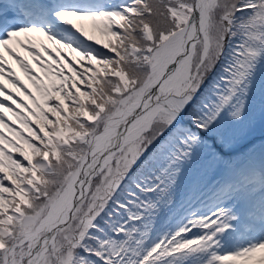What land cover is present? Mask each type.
I'll use <instances>...</instances> for the list:
<instances>
[{
  "label": "snow or ice",
  "instance_id": "obj_1",
  "mask_svg": "<svg viewBox=\"0 0 264 264\" xmlns=\"http://www.w3.org/2000/svg\"><path fill=\"white\" fill-rule=\"evenodd\" d=\"M0 264H264V0H0Z\"/></svg>",
  "mask_w": 264,
  "mask_h": 264
},
{
  "label": "bare ground",
  "instance_id": "obj_2",
  "mask_svg": "<svg viewBox=\"0 0 264 264\" xmlns=\"http://www.w3.org/2000/svg\"><path fill=\"white\" fill-rule=\"evenodd\" d=\"M9 59H10V58H9ZM29 59H30V58H29ZM10 62H11V64H12V67H13V68H16V69L18 70V75H19V76H24V77H25L24 73L20 70L19 66H18L14 61H11V59H10ZM34 66H35V65H34ZM5 81L7 82V80H5ZM7 83H8V82H7ZM8 87L11 88L12 86L9 84Z\"/></svg>",
  "mask_w": 264,
  "mask_h": 264
},
{
  "label": "rangeland",
  "instance_id": "obj_3",
  "mask_svg": "<svg viewBox=\"0 0 264 264\" xmlns=\"http://www.w3.org/2000/svg\"><path fill=\"white\" fill-rule=\"evenodd\" d=\"M21 80H23L25 84H28L29 88L32 87V85L29 83V81H26V77H22Z\"/></svg>",
  "mask_w": 264,
  "mask_h": 264
}]
</instances>
